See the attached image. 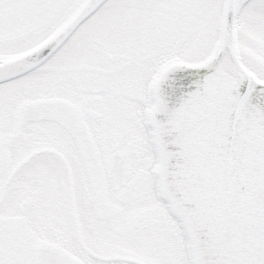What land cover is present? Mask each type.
Instances as JSON below:
<instances>
[{
    "label": "snow or ice",
    "instance_id": "snow-or-ice-1",
    "mask_svg": "<svg viewBox=\"0 0 264 264\" xmlns=\"http://www.w3.org/2000/svg\"><path fill=\"white\" fill-rule=\"evenodd\" d=\"M0 264H264V0H0Z\"/></svg>",
    "mask_w": 264,
    "mask_h": 264
}]
</instances>
